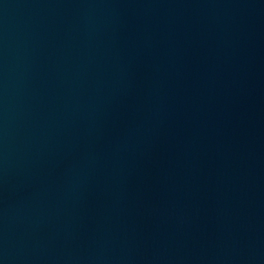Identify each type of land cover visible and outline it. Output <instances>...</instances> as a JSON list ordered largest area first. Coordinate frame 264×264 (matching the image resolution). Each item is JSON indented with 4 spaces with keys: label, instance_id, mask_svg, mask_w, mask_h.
Returning <instances> with one entry per match:
<instances>
[{
    "label": "water",
    "instance_id": "1",
    "mask_svg": "<svg viewBox=\"0 0 264 264\" xmlns=\"http://www.w3.org/2000/svg\"><path fill=\"white\" fill-rule=\"evenodd\" d=\"M0 264H264V0H0Z\"/></svg>",
    "mask_w": 264,
    "mask_h": 264
}]
</instances>
